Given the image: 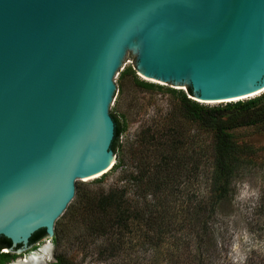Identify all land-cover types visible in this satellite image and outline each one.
<instances>
[{
	"label": "water",
	"instance_id": "1",
	"mask_svg": "<svg viewBox=\"0 0 264 264\" xmlns=\"http://www.w3.org/2000/svg\"><path fill=\"white\" fill-rule=\"evenodd\" d=\"M236 101L264 89V0H0V235L28 246L110 172L115 77ZM32 250L18 259L26 262Z\"/></svg>",
	"mask_w": 264,
	"mask_h": 264
},
{
	"label": "trees",
	"instance_id": "2",
	"mask_svg": "<svg viewBox=\"0 0 264 264\" xmlns=\"http://www.w3.org/2000/svg\"><path fill=\"white\" fill-rule=\"evenodd\" d=\"M136 82L143 88L155 86V83L138 77ZM188 91L193 96L191 86H188ZM189 94L183 91L177 94L181 117L194 119L204 129L214 132L208 161L211 187L203 195L202 202L192 206L190 215L179 219V212L174 214L172 207V202L182 194L178 184L181 183L184 172L189 170L188 159L191 157L184 133L179 134L175 127L171 129L175 132L170 135L174 137L168 144L164 141L153 144L151 139L154 136L148 139V144H156L164 151L165 145L176 151L184 149L181 155L176 157L163 152L162 158L152 167L137 162L135 169L124 172L121 178L123 183L116 182L109 187L99 186L90 192L84 187L85 184L82 186L78 181L76 195L57 220L52 240L59 243L64 239L70 222H77L78 218L86 226V229L79 228L81 236L87 231L89 236L101 238L104 245L100 252L102 255H125L129 247L141 244L147 245L148 258L142 263L134 264H214V255L221 249L216 228L218 213L222 205L231 201L235 194L232 181L243 162V154L251 146L241 144L234 138L223 112L238 107L249 108L260 98L231 101L224 106H208L188 96ZM111 114L116 125L112 148L117 151L121 147L120 136L124 125L117 113ZM120 166L121 162L115 163L112 169L116 170ZM106 175L107 173L97 178L95 182L103 183ZM46 234V229L41 228L31 236L30 242H35ZM10 245L11 238L0 235V264L13 256V253L2 250L4 246ZM54 264L76 263L64 255H58Z\"/></svg>",
	"mask_w": 264,
	"mask_h": 264
},
{
	"label": "rangeland",
	"instance_id": "3",
	"mask_svg": "<svg viewBox=\"0 0 264 264\" xmlns=\"http://www.w3.org/2000/svg\"><path fill=\"white\" fill-rule=\"evenodd\" d=\"M136 77L155 83V86L143 88L137 84ZM115 80L117 91L110 111L117 113L124 125L121 147L116 151V163L121 162L122 166L111 169L103 183H96V178L82 186L90 192L99 186L123 183L124 172L135 169L137 162L152 167L162 158L163 152L176 157L181 155L184 149L176 151L165 145L164 151L156 144H148L151 136L155 137L151 139L153 144L163 141L168 144L174 137H170L175 132L171 129L177 127L178 133L185 135L191 157L188 159L189 170L184 172L178 184L182 194L172 202V207L174 214L179 212L177 218L188 217L192 206L202 202L203 195L211 187L208 161L214 132L204 129L194 119L181 117L177 94L182 91L189 94L186 87L147 78L137 70L132 60H126ZM188 96L191 97L190 94ZM253 98L260 99L249 108L238 107L223 112L234 138L251 146L243 154V162L233 178L235 194L218 213L216 228L221 249L214 255V264H264V92L241 101ZM201 103L224 106L227 102ZM79 228L86 229V226L77 218V222H70L64 239L59 243L52 240L54 257L50 264L57 261L58 255H64L76 264H134L148 258L147 245L141 244L129 247L125 255H102L100 252L104 245L101 238L89 236L87 231L81 236ZM5 249L7 247L2 250Z\"/></svg>",
	"mask_w": 264,
	"mask_h": 264
},
{
	"label": "bare ground",
	"instance_id": "4",
	"mask_svg": "<svg viewBox=\"0 0 264 264\" xmlns=\"http://www.w3.org/2000/svg\"><path fill=\"white\" fill-rule=\"evenodd\" d=\"M144 76V75H143ZM147 77V76H145ZM149 78V77H147ZM264 92V89L263 90H260L258 92H255L251 95H246V96H243V97H240L239 99H246V98H250V97H254L256 95H259L261 93ZM237 101V99H235ZM203 101L204 103H219V102H216V101H204V100H201ZM53 259V245L51 243V241H46L44 243V245H41V248L32 253V255L30 256V258H26V262L18 259L10 264H50V261Z\"/></svg>",
	"mask_w": 264,
	"mask_h": 264
},
{
	"label": "flooded vegetation",
	"instance_id": "5",
	"mask_svg": "<svg viewBox=\"0 0 264 264\" xmlns=\"http://www.w3.org/2000/svg\"><path fill=\"white\" fill-rule=\"evenodd\" d=\"M45 236H46V235H45ZM45 236H44L43 238H40L39 240H36L35 242H30V241H29L28 246L25 247V250H24V252H22V253H17L16 250H18V248H24V247H23L24 245L21 244L20 246H16V247L13 246V251H9L10 253H13V254H12L13 256H11V257L9 258V260H7L5 263L10 262V261H13V260L16 259L17 257L22 256V255H24V254L26 255V254L29 253L30 251H32V250H36L37 248L41 247V245H44V243L46 242V240H44ZM6 247H12V245H10V246H4L2 249L6 248ZM4 251H8V250L5 249ZM14 254H16V255H14ZM53 257H54V256H53ZM5 263H3V264H5ZM51 264H52V263H51ZM53 264H54V263H53Z\"/></svg>",
	"mask_w": 264,
	"mask_h": 264
}]
</instances>
